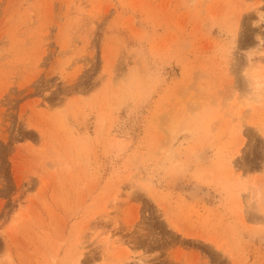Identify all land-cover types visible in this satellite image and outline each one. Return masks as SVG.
Returning a JSON list of instances; mask_svg holds the SVG:
<instances>
[{"label": "rangeland", "instance_id": "374dc122", "mask_svg": "<svg viewBox=\"0 0 264 264\" xmlns=\"http://www.w3.org/2000/svg\"><path fill=\"white\" fill-rule=\"evenodd\" d=\"M255 73L264 0H0V264H264Z\"/></svg>", "mask_w": 264, "mask_h": 264}, {"label": "bare ground", "instance_id": "6f19581e", "mask_svg": "<svg viewBox=\"0 0 264 264\" xmlns=\"http://www.w3.org/2000/svg\"><path fill=\"white\" fill-rule=\"evenodd\" d=\"M256 17H257V19L261 20L262 19V14L261 13H256ZM261 35H262L261 31L260 30L257 31V33H256V44L255 45H253V44L252 45H248V44L246 45L245 50H247V52H250V53H248V54L246 53L247 58H246V61H244L245 62V65L242 62L243 66H246V64L250 66V62H251L250 60H251V57H252V53H251L252 50L253 49H258L262 45ZM246 76L247 77H250L248 79L247 78H245V79L248 81V83L251 82V84L249 83L248 85L252 86L253 87V90L255 92L256 91L258 92V90H259V93L262 90L264 91V76L263 75H260L259 73H255L254 76H252V75H246ZM246 80H245V82H247ZM259 93L256 94L257 97L259 96ZM228 159H229V161H231L233 159V155H230ZM208 241L212 243L213 242V239L212 238H209ZM217 242H219V241H217ZM213 245H215V247L217 249H219L220 251H222L224 253H228V255H229V250L230 249H229L228 246H223V243L222 244L221 243H216V241L214 242Z\"/></svg>", "mask_w": 264, "mask_h": 264}]
</instances>
